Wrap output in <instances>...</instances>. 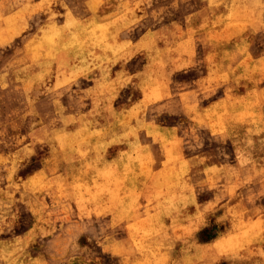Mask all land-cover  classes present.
Segmentation results:
<instances>
[{"label":"rangeland","instance_id":"obj_1","mask_svg":"<svg viewBox=\"0 0 264 264\" xmlns=\"http://www.w3.org/2000/svg\"><path fill=\"white\" fill-rule=\"evenodd\" d=\"M0 264H264V0H0Z\"/></svg>","mask_w":264,"mask_h":264},{"label":"bare ground","instance_id":"obj_2","mask_svg":"<svg viewBox=\"0 0 264 264\" xmlns=\"http://www.w3.org/2000/svg\"><path fill=\"white\" fill-rule=\"evenodd\" d=\"M65 41V40H64ZM49 42V41H48ZM51 43V42H50ZM47 48V47H46Z\"/></svg>","mask_w":264,"mask_h":264}]
</instances>
